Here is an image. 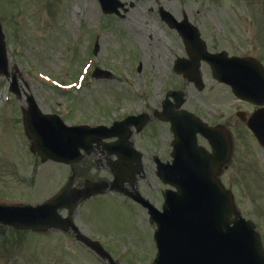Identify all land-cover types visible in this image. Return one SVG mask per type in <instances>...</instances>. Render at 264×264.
<instances>
[{
    "label": "rangeland",
    "instance_id": "1",
    "mask_svg": "<svg viewBox=\"0 0 264 264\" xmlns=\"http://www.w3.org/2000/svg\"><path fill=\"white\" fill-rule=\"evenodd\" d=\"M120 1L134 6L124 17L115 19L102 15L98 0H0L9 66L17 65L20 87L34 96L41 111H59L65 114L67 124H109L127 114L160 109L165 88H170L183 93L185 109L207 120H213L209 116L213 110L234 116L241 107L226 87L212 86L214 82L204 75L207 89L199 92L172 72L175 55L181 56L184 49L176 32L161 21L158 9L162 7L178 20L185 13L189 21L206 29L208 38L227 39L230 29H240L241 45L253 48L264 45V0ZM95 29L102 33L98 53L93 57L89 54L91 40L98 36L91 34ZM226 47L223 41L215 48ZM252 51L257 56L259 46ZM83 67L85 72L99 67L112 75L83 81L79 89H60L73 84ZM56 80L61 85H54ZM8 88V81L0 77V202L25 200L34 204L59 190L70 170L61 164L40 163L29 152L20 119L24 97L18 101ZM230 130L234 136L233 160L220 179L232 191L237 211L255 223L264 242V150L235 117ZM134 141L139 149L145 148L147 181L140 188L160 208L164 186L150 168V155H164L168 141L165 125L148 124L144 134L135 135ZM99 174L104 173L98 169L94 176ZM127 202L110 193L86 201L78 211L80 226L105 243L115 239L122 246L120 251L133 247L142 262H148L154 247L147 217L137 205ZM41 237L13 233L0 226V264L58 263L60 256L64 257L58 251L61 242L52 236ZM76 252L68 250V261L64 263L102 264L83 250Z\"/></svg>",
    "mask_w": 264,
    "mask_h": 264
},
{
    "label": "water",
    "instance_id": "2",
    "mask_svg": "<svg viewBox=\"0 0 264 264\" xmlns=\"http://www.w3.org/2000/svg\"><path fill=\"white\" fill-rule=\"evenodd\" d=\"M101 1L105 3V0ZM105 5V11L111 12L112 6L106 3ZM162 18L170 26H175L174 20L167 13H164ZM185 21L186 19L183 24L186 27L180 25L179 30L183 33L191 61H185L186 63L176 61L174 66L176 72L180 71L179 67L191 65L195 60L192 52L193 42H191L194 34L188 33L191 30ZM225 62L223 59H217L220 65ZM219 70L227 74L225 70L221 68ZM0 74L9 76L1 24ZM261 76H263L262 73ZM219 78L228 82L223 76ZM189 79L193 80L194 77L191 76ZM12 80L11 91L19 95L15 89L16 77L14 75ZM173 96L177 99L176 106L181 105L180 95L173 93ZM26 98V107L23 108L24 131L31 140V151L36 152L42 161L51 159L72 163L81 157L79 149H84L86 153L90 151V138L97 137L99 141L104 136L103 129L100 128L67 127L57 116L42 114L31 95H27ZM170 112L172 113L171 110ZM174 114L176 115H166V118L171 121L176 137L174 160L171 165L161 167L158 176L166 184L174 186L177 191L165 192L163 212L154 209L137 193L135 195L129 193L133 199L148 207L151 220L157 225L154 239L158 253L153 264H264V251L258 233L251 223L245 222L235 212L230 192L223 188L217 178L222 164L228 161L230 155V143L226 135L220 130H214L215 132L209 135L213 153L207 154L202 147L197 146L199 153L195 154L189 148L193 140L188 141L185 138L188 134L184 132L185 128L181 121L183 116H179L180 113ZM196 121L200 122L197 119ZM256 121L262 122V127H264V121L260 117L252 121L258 125L254 124L252 128L260 135L261 125ZM132 123L133 121L124 120L115 124L112 129L122 127L124 130ZM124 136L121 138L120 146H123L128 133ZM184 143L186 145L181 147ZM118 152L120 153L117 155L124 156V154L121 155L124 150ZM136 171L140 172L139 165L135 171L130 173V178L135 175ZM112 172L118 179L116 176L118 171L114 167H112ZM118 183L120 184L114 185L113 183L111 186L122 191L121 185L124 182ZM69 185L70 182L53 200L34 207L0 205V223L15 229L37 231L56 227L68 229L72 225L70 219H61L57 209L68 205L70 210L80 200L102 192L107 184L88 181L84 188L78 191H71ZM232 215L234 218L231 219ZM111 264L115 263L111 262Z\"/></svg>",
    "mask_w": 264,
    "mask_h": 264
},
{
    "label": "flooded vegetation",
    "instance_id": "3",
    "mask_svg": "<svg viewBox=\"0 0 264 264\" xmlns=\"http://www.w3.org/2000/svg\"><path fill=\"white\" fill-rule=\"evenodd\" d=\"M241 36H242V34H241L240 30H237L234 33H232L230 31V37L227 40L228 46H231V45H234V44H235L236 47L240 46L239 43L241 41L240 40ZM205 37H206V34H205ZM207 40H208V45H210V46L214 45L216 43V41L213 40V38L211 36ZM230 55H237V54L232 53ZM240 56H242V55H240ZM259 60L261 61L262 65L264 67V59L261 58ZM239 106L242 109L250 108L249 111H252L254 109L252 106L247 105L245 103H239ZM215 118H216V120L214 119V121L211 122L210 125H217L218 123H221V124H224L226 127L229 128V126L232 125L233 122H234L233 113H227L225 115L220 114V115H218V117H215ZM140 150L145 151V148H142ZM168 150L169 149H167V147L165 146V148L163 149L164 155L152 154L150 156V158H151L150 168H152V171L154 173H155V167H156V165L154 163V156L156 155L158 158L161 159V161L165 162V161H167L165 159L167 155L165 156V154H168L167 153V152H169ZM92 153H94V152H92ZM92 153H91L90 156H87V157H85L82 160V166L81 167L78 166L80 163L78 165H76V167L74 169L73 187L80 188L83 185V183L85 182L86 179H96V178L105 179V180L106 179H111V174L109 173V171H108V169L106 167L107 162H106L105 158H102V155L93 157ZM143 157H144V155L142 156V159H143ZM97 167H102V170L101 169H99V170L101 172H103L104 174H99L98 176H94V174H97V171H98ZM150 168H148V169H150ZM146 169L147 168H145L143 166V171L144 172H146ZM69 170H70V173H71V168ZM88 172H90V173L93 172L92 173L93 175H89ZM125 175L127 176L128 173L125 174ZM144 181H147L146 176H144L143 179H138L135 182V186L140 192H142L140 187L143 186L142 182H144ZM141 184H142V186H141ZM125 186H128V185L126 184ZM147 186H150V184L148 182H147ZM109 193H111L113 196L121 197L126 203H128L127 201H130V202L132 201L125 195L112 193V192H109ZM79 217H80L79 216V212L77 211L76 213H74L72 219H73L74 223L76 224V226L80 229V231L86 236H91V237L95 236L96 238L101 239L100 237H97V235L94 232H87L83 228H81L80 222H79ZM54 234L57 236L56 239L63 243V245H61L60 248L58 249V251L60 253H64L65 254V251H67V250H69L70 252H74L77 249L90 252L81 242H79V241H77L75 239L74 234L72 232L71 233L70 232L69 233H59V232H57V233H54ZM63 241H65V242H63ZM69 243L72 245V248L69 247ZM103 246L106 247L110 251H115L116 250L115 241L114 242L107 241V243L103 242Z\"/></svg>",
    "mask_w": 264,
    "mask_h": 264
},
{
    "label": "bare ground",
    "instance_id": "4",
    "mask_svg": "<svg viewBox=\"0 0 264 264\" xmlns=\"http://www.w3.org/2000/svg\"><path fill=\"white\" fill-rule=\"evenodd\" d=\"M145 35H143V37H144ZM144 42V41H143Z\"/></svg>",
    "mask_w": 264,
    "mask_h": 264
}]
</instances>
